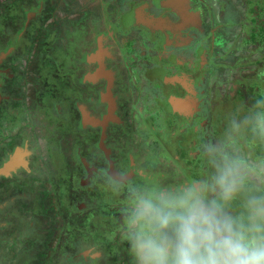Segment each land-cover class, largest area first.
Wrapping results in <instances>:
<instances>
[{"label":"flooded vegetation","instance_id":"obj_1","mask_svg":"<svg viewBox=\"0 0 264 264\" xmlns=\"http://www.w3.org/2000/svg\"><path fill=\"white\" fill-rule=\"evenodd\" d=\"M206 1L87 0L79 13L88 22L82 19L65 27L55 26L56 12L80 0H0V55L6 53L0 59V167L17 148L29 154L25 159V152L18 153L26 169L0 175V264H33L22 242L33 234L36 219L25 223L16 215L19 228L7 233L13 221L5 218L8 211L17 214L15 202H30L25 192L8 193L6 187L34 175L35 164L32 168L29 162L42 158L50 165L57 194H63L53 199L59 206L51 208L56 217L52 225L63 227L69 221L66 236L72 240L65 241V252H56L50 264L59 259L67 264H133L129 252L121 254L122 262H118L110 249L98 247L106 253L104 258L79 263L66 258L85 245L83 235L95 234L97 229L108 233L107 240L112 236L111 242L127 243L129 249L124 236L130 188L177 190L200 184L212 196L211 177L220 150L245 151L254 158L258 144L249 133L248 121L255 119L250 115L259 108V90L264 85L258 86L254 76L261 74L262 81L264 66L248 71L250 62L239 61L235 55L264 33L256 23L257 14L264 18V0H229L231 6H227L236 14L208 3L204 17L201 8ZM228 12L246 24L245 31L242 24L227 20ZM146 20L155 24L142 23ZM55 32L62 33L64 49L56 42ZM67 32L73 33L69 39ZM46 38H51L55 52L61 50V57L48 61L47 70L40 68L46 77L43 94L35 97L38 66L30 75L27 69L38 53L36 45ZM236 39L247 45L240 47ZM227 48H234L233 54ZM111 104L112 114L108 112ZM82 108L89 117L113 120L104 132L98 127L81 129ZM32 129L38 132L33 134ZM61 159L71 165L70 171L61 169L63 176L57 168ZM107 160L118 176L138 174L127 182H113L105 173ZM82 161L98 174L87 177ZM119 210L125 213L115 221ZM107 215L110 225L102 230L96 225L105 224ZM4 245L10 251L4 253Z\"/></svg>","mask_w":264,"mask_h":264},{"label":"clouds","instance_id":"obj_2","mask_svg":"<svg viewBox=\"0 0 264 264\" xmlns=\"http://www.w3.org/2000/svg\"><path fill=\"white\" fill-rule=\"evenodd\" d=\"M248 123L264 139V112ZM214 167L212 196L200 184L129 189L124 238L133 264H264V161L220 150ZM237 200L243 211L234 214Z\"/></svg>","mask_w":264,"mask_h":264},{"label":"rangeland","instance_id":"obj_3","mask_svg":"<svg viewBox=\"0 0 264 264\" xmlns=\"http://www.w3.org/2000/svg\"><path fill=\"white\" fill-rule=\"evenodd\" d=\"M71 1H73V0H71ZM229 2H230L229 0H207L206 3L201 8V10L203 12L202 16L205 17V14H207V12L205 11V10H207V8L204 9V6H206L208 3H209V5H214L215 7H217L218 10H221V12L224 9H226L227 11H234L236 14V10L234 8L227 6V5L231 6L230 4H228ZM86 5H87V0H80V2H76V4H73L72 6H69L67 4L63 5L65 7V9H62L59 12H56V14L53 18V20H54L53 22L55 23V26L57 23H62L65 25V27L66 26H75L74 22H79V20H80V22H82V19H85L86 22H88L87 18L80 16V13H79V12H81L80 10H85ZM192 6H193V4H192ZM218 6H220V7H218ZM78 9H79V11H78ZM257 15L259 18L256 19L257 20L256 23L258 24V26H260L259 28H262V27L264 28V18L262 20V17H260L261 14H257ZM226 18H227V20H229L230 23H232V24L236 23L237 26L239 24H242V20L240 21V19L237 15H236V17H231L230 12H228L226 14ZM235 18H236V20H235ZM245 26H246V24L243 25V31H245ZM57 30L58 29H56V31ZM251 30H252V28L250 27V31ZM55 34H56V37H58V39H59V42H58V40L56 42L61 45L62 40L64 39L62 33L55 32ZM71 35H73L72 32L66 33V36L68 39L71 37ZM34 40H36V37L34 38ZM236 40H238V39H236ZM252 41H253V46L246 47V49L242 53H240V54L237 53L235 55V58H238L239 61L243 60L244 62H250L251 66H249L246 69L248 71H254L255 68H258L259 70H261L262 66H264V49H260V48H264V33L262 32V35H260L259 38H255ZM238 43H239L240 47H241V45H243L244 47L247 45V42L242 41V40H241V43L238 40ZM230 44H227V45L230 46ZM61 47H62V49H64V46L61 45ZM55 49H56V47L54 46L51 38H46L45 40L41 41L40 43H38L36 45L35 51H38V53L33 54V62L29 63L28 69H27L29 71V75H30V73L33 74V71H34L33 67L35 65L38 66L37 74L35 75L34 82H33V85L37 87L35 97L41 96L43 94L42 85L44 83L42 80H43V78L46 77L45 74L44 75L41 74L42 70L40 68L42 67L43 70H47L45 68V65L48 61H51L54 59H59L61 57V53H60L61 50L57 48L58 50L55 52L54 51ZM233 49L227 48L226 50H228L229 53L233 54ZM224 52H225V50H224ZM25 58L27 59V57H25ZM36 60H38V62H34ZM22 63L23 62H19V65H21ZM23 74L25 75V72H23ZM257 84H258V86L261 84L264 85V81H258ZM43 90L46 91V88L44 87ZM54 95H56V94H54ZM21 96L25 97L26 95L22 94ZM31 97L34 98L33 96H31ZM34 103L36 104V101ZM30 132H33V134H34V133L38 132V130L32 129ZM55 135L58 136V132H56ZM234 149L235 148H233V150ZM215 150H218V149L217 148L213 149V153ZM59 155L61 158H64L62 152H59ZM240 155L246 157L248 160H250L253 163H259L261 161H264V158H261L260 160L252 159L251 154H249L245 151L243 153H241ZM48 163H50V161H48ZM29 164H30V167H32V168L35 164V166L33 168V170H34L33 176L29 175V176L25 177V180L22 184L21 183L17 184L16 182H13L9 185L6 184L8 193H12V192L23 193V192H25L30 198L29 203L23 204L24 202L23 203L20 201L15 202V205L13 206V208H15V211L17 212V214L14 213L11 215V211H8L6 213L5 218L13 221V225H9L6 228V232L12 233L13 230L19 228V220H18L16 215H18V216L21 215V217H23L25 223L29 218L36 219L35 222H34V220L32 221V223L35 224V229L33 230V234L31 236H27L26 238H24V242H22L23 250H27V251L31 252L30 261L33 264H50L51 260L55 256L56 252H59V253H60V251L62 253L65 252V248H66L65 241L66 240H72V239L67 238V236H66V233H67L66 224H68L69 221H64L63 227H58V226L52 225L55 222L56 217H55V214L53 212H51V208L56 207V204L59 206V203H55L53 201V199H57V197L61 198L63 194H57L58 192H57V188H56V183L52 181L51 174L49 171L50 165L47 166V163L45 164V162L42 161V158H41V162L40 161L39 162L34 161L32 163L29 162ZM57 168L70 171L71 165L69 164V162H67V160L61 159L60 165H58ZM72 169L74 170L75 168H72ZM29 170H30V168H29ZM61 174L64 175V173H61ZM8 193H6L3 196H6ZM0 199H1V196H0ZM62 200L65 203H67L69 201L68 198H63ZM50 201H51V203H50ZM239 201H241V200H237V201L233 202L235 208L238 209V210H236L234 208H231V211L234 214H239L240 212L243 211L242 203H239ZM39 207H40V209L38 211H36L37 208H39ZM100 209H101V211H103L102 205H101ZM124 213L125 212L123 210L117 211V214H116V216L114 215L115 217L113 219L115 221H118L120 214L124 215ZM61 216L67 217L68 214L61 213ZM108 217H109L108 215L104 216V220H105V218H108ZM105 225L108 226L110 224L108 221L105 220V224L101 223V224H97L96 226H100L101 229L103 230L104 228H106ZM28 226L30 227L29 224H28ZM64 228H65V230L63 231ZM111 229H112V227H111ZM107 234H108L107 232L99 231L97 229V232L95 234H91V233L87 232L85 235H83V240H84V242H89V240L92 239L91 243H93V242L98 243L101 241L105 242V241H107V238H108ZM111 240H114L112 236H111ZM29 241H33L35 244H33L32 242H29ZM39 243H41V244H39ZM107 243H109V241ZM111 243L113 245H115L116 247H117V244H120V243H114V242H111ZM6 245H4V249L2 250L4 253L7 251H10L6 248ZM105 255H106V253H105ZM122 258H123V256L121 255L119 257H115L114 259L118 262L119 261L122 262ZM56 259L58 261V256ZM62 261H63V259H59L58 263L63 264V263H61ZM22 264H24V262H22Z\"/></svg>","mask_w":264,"mask_h":264},{"label":"water","instance_id":"obj_4","mask_svg":"<svg viewBox=\"0 0 264 264\" xmlns=\"http://www.w3.org/2000/svg\"><path fill=\"white\" fill-rule=\"evenodd\" d=\"M142 23H144L145 25H148V26H153V24H155L154 20H152V21L146 20L145 22H142ZM5 55H6V53H2L0 55V59H3L5 57ZM92 79H94V77H92ZM172 105H174V104H172ZM113 109H114V107L111 104L108 112L110 114H112ZM81 115H82L81 121H80L81 129L85 128L86 126H90L92 128L98 127L102 130V132H104L105 127L108 124V121L113 120L112 117L110 119V116L103 117L101 119L89 117L84 108L81 109ZM20 151L25 152V159L27 156H29L28 152H26L24 149L17 148L10 155L8 160L0 167V175L1 176H8V175H10L11 172L16 171V169H18V168H25V169L27 168L25 159H23L22 157H20V155H18V153ZM104 153L107 155L108 154L107 150H104ZM107 162L109 165V170L106 171L105 173L108 175L110 180L113 182H127V181L131 180L133 176L138 174L137 172L131 171L124 176H118L112 170V162L110 160H107ZM81 163L84 167V170L86 171L87 177H90L92 174H98V171H95L93 168H87V165L84 161H82ZM99 173H102V172H99ZM141 176L144 177L143 175H141ZM124 178H127V179H124ZM104 257H105L104 251L99 250L97 247H86L85 245H83L76 252V254L74 256H69L66 259L70 262H73V263H79L80 261L90 262V261H93V260H96L99 258H104Z\"/></svg>","mask_w":264,"mask_h":264},{"label":"trees","instance_id":"obj_5","mask_svg":"<svg viewBox=\"0 0 264 264\" xmlns=\"http://www.w3.org/2000/svg\"><path fill=\"white\" fill-rule=\"evenodd\" d=\"M256 80L259 81V77L261 78V74H259V76H254ZM262 81H264V77L262 79ZM257 104L259 105V108L257 110H253L255 112V114H251L250 118L252 119L253 116H256V112H264V86L261 88V90H259V101L257 102ZM252 126H249V128H251ZM252 135V138L257 142L258 146L255 147V151H254V158L253 156L252 159L254 160H260L261 158H264V139L260 138L258 135H254L252 130L251 132H249ZM59 173H63L61 169L58 168ZM61 176H63V174H61ZM99 202H104L103 200H99ZM239 203H242V201H239ZM231 208H234L236 210H238L237 208H235L234 204H232ZM239 208V207H238ZM242 209V208H241ZM96 225V222H94ZM88 230H90L88 228ZM91 231V230H90ZM113 234V233H112ZM83 239V236H82ZM109 241V243H107ZM111 238L105 242L101 241V242H96V243H91V242H84L85 245L88 246H96L99 249H110L112 252V257H119L121 256V254L123 253H128L129 249L125 248L127 243H120L117 244V247L115 245H113L112 243L110 244ZM128 258H131V256L129 255ZM63 264H67V263H63ZM68 264H72V263H68Z\"/></svg>","mask_w":264,"mask_h":264},{"label":"crops","instance_id":"obj_6","mask_svg":"<svg viewBox=\"0 0 264 264\" xmlns=\"http://www.w3.org/2000/svg\"><path fill=\"white\" fill-rule=\"evenodd\" d=\"M24 159V158H23Z\"/></svg>","mask_w":264,"mask_h":264}]
</instances>
